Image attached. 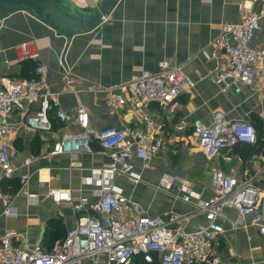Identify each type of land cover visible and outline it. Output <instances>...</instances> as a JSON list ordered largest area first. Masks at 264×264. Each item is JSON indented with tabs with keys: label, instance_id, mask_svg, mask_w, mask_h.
<instances>
[{
	"label": "crops",
	"instance_id": "obj_1",
	"mask_svg": "<svg viewBox=\"0 0 264 264\" xmlns=\"http://www.w3.org/2000/svg\"><path fill=\"white\" fill-rule=\"evenodd\" d=\"M78 1L82 8L88 9ZM97 2V0H96ZM239 0H118L103 22L92 31L71 37L56 33L26 12L18 11L0 21V81L6 77L21 75L24 64L18 61L15 46L31 42L37 50L36 62L48 66V84L52 90L63 89L60 58L65 57L72 72L80 79L77 88L82 103L89 109L90 124L95 128L106 126H141L140 112L124 106L117 110L106 104L104 92L82 90L84 84L108 86L134 78L142 69L155 71L157 62L165 59L182 66L194 85L181 97L180 107L169 113L156 102L147 108L158 124L163 139L160 150L148 161L132 157L134 170L141 175L138 182L116 173L109 180L125 195L138 201L151 216L169 219L171 214L183 216L188 229L205 223L198 202L213 195L208 174L211 166L227 171L236 168L239 178H246L264 164L263 143L235 144L222 151V155L207 160L197 146L191 129L177 132L173 124L179 117L200 118L209 124L216 110L225 113L230 120H249L257 136L264 138V121L259 117L261 92L258 84L241 86L239 92L232 88L222 92L216 82L217 74L227 64L226 56L214 46V40L225 23H237ZM264 4L252 7L260 13ZM264 34V19H259L252 44H259ZM60 108L70 114L75 111L72 94L60 96ZM38 104L31 105L36 108ZM21 114L13 113L8 121L21 124ZM50 120L56 125L52 130H35L20 126L10 143V154L17 173L13 178L12 206L14 216L1 214L0 236L9 229L25 230L28 239L42 243L50 249L62 240L66 231L75 226L81 217L91 214L85 205L74 210L73 203L85 197L88 203L97 200L96 190L100 182L99 171L110 163V149L93 145L92 152L59 153L49 155L52 145L64 132L75 129L71 122H61L51 112ZM52 123V126H53ZM27 157L33 162L24 164ZM28 174V180L20 189L19 175ZM164 179H172V186L186 182L191 194L185 201L172 188H166ZM258 185L264 190V181ZM12 188V187H11ZM48 188L72 191L71 201H56L46 196ZM33 194L34 197H29ZM226 217L219 223L226 229L213 245V254L220 264H264V241L252 226L235 227L242 218L237 210L226 209ZM246 222L247 218H243ZM173 226L177 224L173 223ZM231 250V251H230Z\"/></svg>",
	"mask_w": 264,
	"mask_h": 264
},
{
	"label": "built area",
	"instance_id": "obj_2",
	"mask_svg": "<svg viewBox=\"0 0 264 264\" xmlns=\"http://www.w3.org/2000/svg\"><path fill=\"white\" fill-rule=\"evenodd\" d=\"M258 2L264 4V0H239V21L223 24L214 46L227 58V64L216 77L221 91L232 88L239 92L241 86L258 84L261 92L258 114L264 121V34L259 44H252L253 35L259 29V19H264V6L260 13L252 10ZM15 52L21 62L38 58L31 42L17 44ZM60 66L63 82L60 91L49 87V69L41 62L36 64L34 78L6 77L0 81L1 214L14 216L16 213L11 204L15 194L2 186L3 180L17 173L9 149L11 140L20 126L52 130L50 109L55 110L61 122H72L75 129L64 132L53 143L49 155L92 152V143L95 142L110 149V163L99 171L102 185L96 190L97 200L88 203L87 198L81 197L73 203L76 211L87 205L91 214L81 217L50 249L42 243L30 241L25 230L4 231L0 236V264H131L138 256L147 263L156 257L159 264H220V258L212 250L217 239L226 233L219 219L225 218V210L230 208L237 210L242 217L235 221V227L252 226L264 241V190L257 183L264 181V164L246 178H239L233 166L227 171L218 166L209 167L206 173L213 195L198 202L205 223L194 229L181 224L184 218L180 214H171L168 221L158 215H149L143 205L125 195L109 180L112 175L121 173L138 182L141 175L134 170L131 158L148 161L160 150L163 139L147 105L153 101L169 113L176 112L181 105V95L194 85L182 66L162 59L157 62L155 71L142 69L126 82L108 86L84 84V91L104 92L106 104L115 110L126 106L140 112L141 126L122 128L93 127L89 109L79 96L81 89L77 86L80 79L64 56L60 58ZM65 93L72 94L75 99L74 114L60 108L59 98ZM33 104L38 106L31 108ZM15 112L23 117L20 125L8 121ZM187 127L207 160L222 155L223 150L235 144H253L257 140L255 128L249 120H230L221 110L213 112L209 124L200 118L188 120L185 117H179L173 124L177 132ZM222 157L230 160L229 155ZM31 162L32 157L24 160L26 165ZM27 180L28 174L19 175L20 189ZM172 183V179L163 180L166 188H172ZM173 189L182 193L183 200H189L192 192L186 182L181 181ZM46 196L56 201H71L72 191L48 188Z\"/></svg>",
	"mask_w": 264,
	"mask_h": 264
},
{
	"label": "water",
	"instance_id": "obj_3",
	"mask_svg": "<svg viewBox=\"0 0 264 264\" xmlns=\"http://www.w3.org/2000/svg\"><path fill=\"white\" fill-rule=\"evenodd\" d=\"M118 0H97L92 8H82L71 0H0V21L10 14L23 11L65 37L85 34L102 22Z\"/></svg>",
	"mask_w": 264,
	"mask_h": 264
},
{
	"label": "trees",
	"instance_id": "obj_4",
	"mask_svg": "<svg viewBox=\"0 0 264 264\" xmlns=\"http://www.w3.org/2000/svg\"><path fill=\"white\" fill-rule=\"evenodd\" d=\"M22 63L25 65L23 68V71H22L21 75H18L16 77H19L22 79L34 78L36 76L35 75V67H36L37 62L35 60H24V61H22ZM12 77H14V76H12ZM52 111H53V109L49 110V116H51ZM53 127L56 128V125L54 123H53ZM256 136H257V134H256ZM260 141L263 143V147H264V138L262 140L260 135H258L256 142H260ZM94 144H95V142L92 143V146ZM13 178L14 177H12L10 179L3 180L2 186H3L4 190H8L9 192H13V183H14ZM131 264H159V262L155 257L152 262L147 263L143 260V258L141 256H138V257L133 259V262Z\"/></svg>",
	"mask_w": 264,
	"mask_h": 264
},
{
	"label": "rangeland",
	"instance_id": "obj_5",
	"mask_svg": "<svg viewBox=\"0 0 264 264\" xmlns=\"http://www.w3.org/2000/svg\"><path fill=\"white\" fill-rule=\"evenodd\" d=\"M71 1H74L75 3H77L78 1H81V2H83V1H85V0H71ZM88 1V3H82V5H85V6H87V7H90V6H93V5H96V0H87Z\"/></svg>",
	"mask_w": 264,
	"mask_h": 264
}]
</instances>
